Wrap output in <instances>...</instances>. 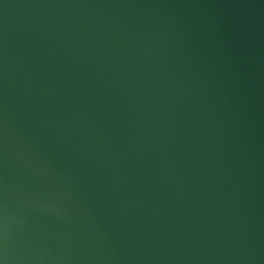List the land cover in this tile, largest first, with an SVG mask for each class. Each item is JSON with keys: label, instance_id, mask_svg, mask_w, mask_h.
<instances>
[{"label": "water", "instance_id": "obj_1", "mask_svg": "<svg viewBox=\"0 0 264 264\" xmlns=\"http://www.w3.org/2000/svg\"><path fill=\"white\" fill-rule=\"evenodd\" d=\"M0 264H264V0H0Z\"/></svg>", "mask_w": 264, "mask_h": 264}]
</instances>
